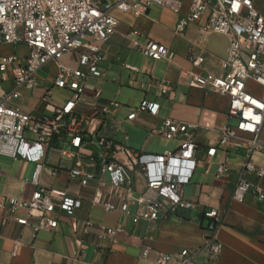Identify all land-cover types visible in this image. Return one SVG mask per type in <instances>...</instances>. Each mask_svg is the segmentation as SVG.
Returning <instances> with one entry per match:
<instances>
[{"label":"built area","instance_id":"1","mask_svg":"<svg viewBox=\"0 0 264 264\" xmlns=\"http://www.w3.org/2000/svg\"><path fill=\"white\" fill-rule=\"evenodd\" d=\"M152 3L178 15L175 33L198 22L196 42L186 54L192 66L203 61L207 35L227 36L222 73L188 70L187 85L227 96V116L235 119L216 131L205 149L206 160L218 146L245 140L247 153L229 201L241 202L249 191L264 199V189L253 182L264 176V166L249 159L262 145L264 126V15L255 0H0V48H11L0 53V154L34 163L30 196H2L0 211L5 214L0 213V226L15 223L31 225L34 232L53 230L60 216L78 217L84 201L105 212L129 216L132 225L142 220L149 227L177 208L194 207L193 200L183 198L181 191L194 168L197 125L166 117L150 133L177 139L175 150L160 154L132 150L125 143L124 123L133 120L136 111L156 114L159 103L142 99L136 110L118 118L117 100L104 99L98 85L90 93L85 90L90 78L97 82L105 78L99 63L104 59V44L118 31L116 12L139 16ZM131 45L153 59L168 55L167 47L154 40L140 44L131 38ZM159 87L162 94L170 88L163 79ZM106 130H121L124 142L114 143ZM57 143L63 144L57 148L59 158L69 159L70 164L50 165L48 176L54 180L64 177L62 186L41 180L48 151ZM224 167L220 161L216 176ZM138 176L143 179L142 188L137 186ZM202 215L208 223L200 246L155 251L145 243V235L140 252L143 262L138 264H198L194 258L201 250L216 262L222 250L216 233L221 211L211 207ZM29 217L37 220L31 222ZM118 233L126 230L85 217L77 236L79 240L86 237L94 251H101L107 248L105 241H112Z\"/></svg>","mask_w":264,"mask_h":264},{"label":"crops","instance_id":"2","mask_svg":"<svg viewBox=\"0 0 264 264\" xmlns=\"http://www.w3.org/2000/svg\"><path fill=\"white\" fill-rule=\"evenodd\" d=\"M255 4L264 15V0H255ZM150 7L151 4L146 13L139 16L116 12L120 21L118 31L104 44V59L99 63L106 71L105 78L99 82L90 78L85 90L90 93L93 86L98 85L104 99L117 100L120 105L115 116L118 118L136 110L142 99L159 103L156 114L136 111L134 119L124 123L125 143L132 150L156 154L175 150L177 139L168 140L150 133L151 128L158 126L166 117L197 125L194 131L197 143L194 168L181 191L183 198L194 202V207L188 209L191 217L177 214L175 210L167 216H160L150 227L142 220L132 225L129 216L105 212L100 206L84 201L77 212L78 217L60 216L53 230L34 232L31 225L15 223L0 226V264H101L103 261L108 264H138L143 262L140 252L145 235L148 236L145 243L155 251L173 252L181 247L200 246L203 228L208 223L202 212L211 207L221 211L222 221L216 233L222 250L216 262L209 261L204 250L199 251L194 260L198 264H264V199H258L249 191L241 202L229 201L247 153L245 140L218 146L212 158H205V149L212 143L216 131L225 124H232V120L235 122L227 116L228 98L187 85L188 70L200 74L222 73L220 61L227 53L228 38L218 33L207 35L203 42V61L192 66L186 54L196 42L198 22L190 23L183 33L178 34L174 32L177 14L156 4L153 9ZM128 34L129 37L126 36ZM131 38L140 44L147 40L163 43L168 55L160 59L145 56L131 45ZM162 79L170 86L165 94L160 92ZM106 133L112 136L114 143L124 142L121 130L114 133L106 130ZM243 137L248 138L247 135ZM260 138L261 147L253 150L249 159L264 166V126ZM22 160L27 161L0 154V200L2 196L26 199L34 189L30 183L34 163L27 161L29 164L25 170ZM220 161H224L225 167L216 176ZM46 163L41 180L49 179L50 184L62 186L64 177L51 179L49 166H68L69 159L59 158L57 148H51ZM256 181L264 189V176L253 180ZM136 182L138 188L143 187L140 176ZM132 209H135L134 205ZM0 213L5 214V210ZM85 217L96 224L121 225L126 233L116 234L112 241L106 240V249L94 251L86 237L79 240L77 236ZM29 220L34 222L37 218L29 217ZM153 256L150 252V258Z\"/></svg>","mask_w":264,"mask_h":264},{"label":"rangeland","instance_id":"3","mask_svg":"<svg viewBox=\"0 0 264 264\" xmlns=\"http://www.w3.org/2000/svg\"><path fill=\"white\" fill-rule=\"evenodd\" d=\"M154 4L152 3L151 4V7H150V9H153L152 8V6H153ZM11 51V48H8V47H3V48H0V53L1 52H10ZM253 88V90L254 91H256V92H258L259 91V88H257V87H252ZM63 93H66V91H64ZM67 94V93H66ZM234 122V120H232L231 121V123H233ZM94 141L97 143V139L96 138H94ZM63 146V144L62 143H57V144H52V146H51V148H60V147H62ZM22 164H23V166H24V168H25V170L27 169V166H28V162L27 161H24V160H22ZM44 180V182L46 183V184H48L50 181H49V179H43ZM184 186L185 185H182V187L184 188ZM183 192V191H182Z\"/></svg>","mask_w":264,"mask_h":264},{"label":"water","instance_id":"4","mask_svg":"<svg viewBox=\"0 0 264 264\" xmlns=\"http://www.w3.org/2000/svg\"><path fill=\"white\" fill-rule=\"evenodd\" d=\"M176 213H177V214H180V215H182V216H185V217H187V218H190V217H191L190 210H188V209H183V208H181V207L176 209Z\"/></svg>","mask_w":264,"mask_h":264}]
</instances>
